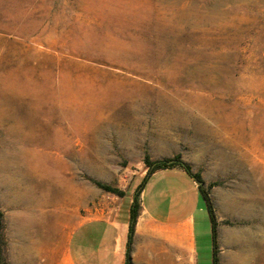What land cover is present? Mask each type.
I'll return each mask as SVG.
<instances>
[{"label": "rangeland", "instance_id": "obj_1", "mask_svg": "<svg viewBox=\"0 0 264 264\" xmlns=\"http://www.w3.org/2000/svg\"><path fill=\"white\" fill-rule=\"evenodd\" d=\"M5 114L25 118L42 144L23 143L12 128L18 118ZM176 155L203 179L225 264L226 229L251 226L256 239L264 229L225 207L264 181V0H0L7 264L18 217L44 216L53 228L66 218L70 234L112 208L98 183L127 188L147 170L145 156ZM22 157L48 167L68 193L46 191L39 202ZM180 173L154 178L145 204L177 220L192 214L196 264H213L206 204ZM249 262L264 264V249Z\"/></svg>", "mask_w": 264, "mask_h": 264}, {"label": "crops", "instance_id": "obj_2", "mask_svg": "<svg viewBox=\"0 0 264 264\" xmlns=\"http://www.w3.org/2000/svg\"><path fill=\"white\" fill-rule=\"evenodd\" d=\"M169 171L186 174L173 168L159 170L148 179L138 197L140 209L130 245L131 210L147 170L120 189L123 197L110 195L111 209L78 222L70 234L66 218L56 220L53 228V221L44 216L18 217L12 230L11 264H53V259L54 264H128V257L130 264H196L193 215L177 220L163 216L158 204L151 208L145 204L153 179ZM192 186L198 192L193 180Z\"/></svg>", "mask_w": 264, "mask_h": 264}, {"label": "bare ground", "instance_id": "obj_3", "mask_svg": "<svg viewBox=\"0 0 264 264\" xmlns=\"http://www.w3.org/2000/svg\"><path fill=\"white\" fill-rule=\"evenodd\" d=\"M6 115L7 114H5L6 118H18V120L13 119L14 125L12 126V128L14 134L19 139H21L23 143L28 146H31L32 144H42V141L44 139L43 137H41L38 142L35 138L30 135V132L26 131V127H28V122L25 118H21L13 114H8L7 116ZM21 154L29 155V151H24ZM26 158L28 157H22V161H24ZM24 162L25 163H23L24 165L22 166V168L27 174V181L28 183L31 182V177L35 176L34 178L36 180V185H34V187L42 191L43 197L41 200L44 199L43 201H45L47 199V195L44 194L46 191L54 192L57 195H65V193H68V190H66L67 188H65L66 185L64 186L63 184H61L62 181L60 182L58 177L57 181L56 178H54L55 176L51 174L48 167L36 161H32L31 164L29 163V160L27 162ZM59 163L61 165V161ZM250 176L252 177L253 174L250 173ZM225 207L229 212L240 216H251L261 220L264 223V181L257 183L255 186L253 185V188L250 190L249 195L246 198L228 199L225 202ZM259 234V239H256L257 235H255V231L251 226H243L235 229H226L223 232V235L225 243L231 248V250L226 252L224 259L225 264H250V257L252 256L254 250L257 248L264 249V229H262Z\"/></svg>", "mask_w": 264, "mask_h": 264}, {"label": "trees", "instance_id": "obj_4", "mask_svg": "<svg viewBox=\"0 0 264 264\" xmlns=\"http://www.w3.org/2000/svg\"><path fill=\"white\" fill-rule=\"evenodd\" d=\"M144 163L147 167V174L145 178L143 179L139 189L138 193L136 195L132 210H131V223H130V232H129V245L132 242L133 234L135 231V224L139 215V209L140 205L138 203V197L142 193L148 179L157 171L159 170H166V169H173V168H179L183 170L194 182L198 183L197 189L200 196L203 198L206 209L209 215V219L211 222V235H212V250H213V264H218V221L216 217V213L213 207L212 200L207 192V190L204 188V182L200 174L195 173L193 174L191 172V168L184 163L181 162V158L179 155L174 156L172 159H164L160 161H152L148 156H145ZM200 183H203V185H200ZM100 188H102L104 191L112 193L114 195H117L119 197L124 196V192L118 188H113L108 185L103 184H97ZM4 223H3V214L0 211V264H7L5 255H4ZM128 261L130 264V257H128Z\"/></svg>", "mask_w": 264, "mask_h": 264}, {"label": "water", "instance_id": "obj_5", "mask_svg": "<svg viewBox=\"0 0 264 264\" xmlns=\"http://www.w3.org/2000/svg\"><path fill=\"white\" fill-rule=\"evenodd\" d=\"M200 185H203V183H200Z\"/></svg>", "mask_w": 264, "mask_h": 264}]
</instances>
